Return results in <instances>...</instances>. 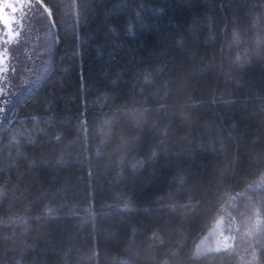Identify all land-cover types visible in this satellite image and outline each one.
<instances>
[{"label":"trees","instance_id":"16d2710c","mask_svg":"<svg viewBox=\"0 0 264 264\" xmlns=\"http://www.w3.org/2000/svg\"><path fill=\"white\" fill-rule=\"evenodd\" d=\"M37 1L0 264H264V0Z\"/></svg>","mask_w":264,"mask_h":264},{"label":"rangeland","instance_id":"374dc122","mask_svg":"<svg viewBox=\"0 0 264 264\" xmlns=\"http://www.w3.org/2000/svg\"><path fill=\"white\" fill-rule=\"evenodd\" d=\"M43 8L37 0H0V94L4 92L3 77L7 69L4 57L14 50L17 58L31 54L32 39L36 33L37 21ZM28 42L30 45L25 43ZM24 48V49H23ZM11 49V50H10ZM16 58V60H17ZM20 61V59H19ZM4 102L1 101V105ZM3 107V108H2ZM0 106V130L6 121V108ZM222 221V220H220ZM221 223V222H220ZM216 227L199 243V251L218 244V230H224V222Z\"/></svg>","mask_w":264,"mask_h":264}]
</instances>
